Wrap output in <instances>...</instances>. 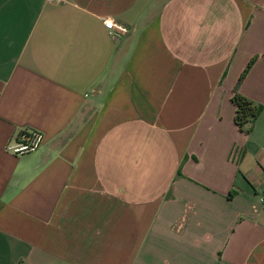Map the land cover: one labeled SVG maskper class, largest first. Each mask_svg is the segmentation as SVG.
<instances>
[{
  "label": "crops",
  "instance_id": "obj_1",
  "mask_svg": "<svg viewBox=\"0 0 264 264\" xmlns=\"http://www.w3.org/2000/svg\"><path fill=\"white\" fill-rule=\"evenodd\" d=\"M261 191L264 0H0V264H264Z\"/></svg>",
  "mask_w": 264,
  "mask_h": 264
},
{
  "label": "built area",
  "instance_id": "obj_2",
  "mask_svg": "<svg viewBox=\"0 0 264 264\" xmlns=\"http://www.w3.org/2000/svg\"><path fill=\"white\" fill-rule=\"evenodd\" d=\"M102 25L105 27L107 35L116 39L119 35L125 32L123 25L114 23L111 19L104 17L101 19ZM42 135L36 129H23L18 131L13 141L10 144H6L4 149L12 155H22L24 153L33 151L40 145ZM236 148L230 150V157L236 155ZM257 203L264 207V191L257 193Z\"/></svg>",
  "mask_w": 264,
  "mask_h": 264
},
{
  "label": "trees",
  "instance_id": "obj_3",
  "mask_svg": "<svg viewBox=\"0 0 264 264\" xmlns=\"http://www.w3.org/2000/svg\"><path fill=\"white\" fill-rule=\"evenodd\" d=\"M250 62L251 60L240 72L238 79H240L243 76ZM229 100L234 107L232 121L241 130L245 124L250 123L252 119L256 116V114L259 111V106L257 104H252L251 102H249L247 99H245L236 92H233Z\"/></svg>",
  "mask_w": 264,
  "mask_h": 264
}]
</instances>
